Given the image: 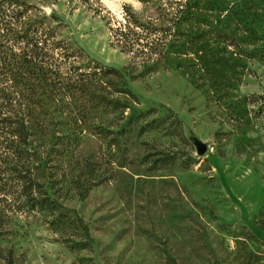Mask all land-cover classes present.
I'll list each match as a JSON object with an SVG mask.
<instances>
[{
    "label": "rangeland",
    "instance_id": "1",
    "mask_svg": "<svg viewBox=\"0 0 264 264\" xmlns=\"http://www.w3.org/2000/svg\"><path fill=\"white\" fill-rule=\"evenodd\" d=\"M125 4L180 40L207 28L232 36L223 54L238 65L220 100L201 72L176 68L175 55L128 78L138 101L124 113L127 142L119 147L88 132L60 135L49 120L25 142L11 129L0 133V264L8 252L12 264H166L164 248L177 264H264V104H238L264 95V0H0V31L13 42L14 29L40 21L91 58L122 68L129 57L110 26L124 19ZM182 11L192 17L176 22ZM145 143L174 152L175 161L153 167ZM38 150L45 166L36 169ZM90 154L109 178L82 199L61 191ZM24 180L83 219L89 249L69 248L46 222L48 209L27 210Z\"/></svg>",
    "mask_w": 264,
    "mask_h": 264
},
{
    "label": "trees",
    "instance_id": "2",
    "mask_svg": "<svg viewBox=\"0 0 264 264\" xmlns=\"http://www.w3.org/2000/svg\"><path fill=\"white\" fill-rule=\"evenodd\" d=\"M124 9V19L110 26L113 43L129 57L122 68L91 58L82 48L59 38L52 26L40 21L27 22L26 26L14 29L16 38L13 42L0 31V133L12 130L25 142L34 135L36 125L43 128L44 121L49 120L50 124L58 126L60 135H64L65 130L75 136L88 132L101 140L109 139L119 147L121 141L127 142L126 126L121 124L124 113L138 101L128 87L127 79L150 74L164 66L171 55L178 58L176 68L187 66L193 77L198 75L197 71L201 72L220 100L228 85V73L238 65L232 55L223 54L224 45H233L232 36L220 31L213 33V29L207 28L186 34L180 40L178 32L166 33L165 28L141 21L129 5L125 4ZM190 15V11H182L180 16L174 13L176 18L173 19L178 22ZM220 42L223 46L217 51L214 46ZM244 103L261 109L264 95L244 96L238 104ZM238 104L234 108L239 107ZM144 114L142 112L140 116ZM236 119L241 121L243 117ZM145 145L144 158L153 167L170 165L176 159L174 152L159 149L154 144ZM71 147L68 145L66 150ZM42 152L38 150L32 154L36 169L45 166ZM96 157L90 154L77 160L78 167L71 175L69 187L61 186L60 190L72 191L82 199L93 187L106 181L109 178L107 172ZM26 183L24 180L27 210L48 209L49 220L46 222L69 248L76 251L89 249L92 237L83 219L60 210L63 206L58 198L30 191L33 185L36 188L39 184L34 182L27 186ZM164 253L166 264H177L168 249L164 248ZM6 263L12 264L10 252Z\"/></svg>",
    "mask_w": 264,
    "mask_h": 264
},
{
    "label": "water",
    "instance_id": "3",
    "mask_svg": "<svg viewBox=\"0 0 264 264\" xmlns=\"http://www.w3.org/2000/svg\"><path fill=\"white\" fill-rule=\"evenodd\" d=\"M199 152H204L205 151V147L203 146V145H201V147L199 148V150H198Z\"/></svg>",
    "mask_w": 264,
    "mask_h": 264
}]
</instances>
